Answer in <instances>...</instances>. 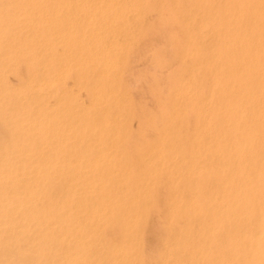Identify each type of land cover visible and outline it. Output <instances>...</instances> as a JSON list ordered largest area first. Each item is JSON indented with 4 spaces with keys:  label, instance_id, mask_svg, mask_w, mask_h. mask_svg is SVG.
Wrapping results in <instances>:
<instances>
[{
    "label": "bare ground",
    "instance_id": "6f19581e",
    "mask_svg": "<svg viewBox=\"0 0 264 264\" xmlns=\"http://www.w3.org/2000/svg\"><path fill=\"white\" fill-rule=\"evenodd\" d=\"M17 67L0 89V207L32 210L57 184L43 206L75 219L72 240L123 209V243L146 206L126 209L140 194L117 197L125 181L168 176L185 203L155 212L184 223L189 264H264V0H0V76ZM98 176L120 179L115 197Z\"/></svg>",
    "mask_w": 264,
    "mask_h": 264
},
{
    "label": "rangeland",
    "instance_id": "374dc122",
    "mask_svg": "<svg viewBox=\"0 0 264 264\" xmlns=\"http://www.w3.org/2000/svg\"><path fill=\"white\" fill-rule=\"evenodd\" d=\"M138 60L140 62V59H138ZM136 63L137 62L135 61L134 62V65ZM135 66L137 67V69L140 67V65L138 63ZM23 71H24V68L23 67H17L16 70H15V72H13V69L11 68V71H9L8 73H6L8 75V77H7L6 74L4 75V77L0 76V78H1L0 81L2 80V83H0V89L2 87H4V86H8V85L10 87L13 83H16V81H18L17 80L18 77L20 78L25 73V71L24 72ZM10 72H12V73H10ZM18 72L20 74H18ZM9 74H11V75H9ZM12 77L14 79L13 80L14 82L11 79ZM9 87H7V88H9ZM9 95H10L9 93H6V96H9ZM5 118H6V116H4L2 114V111H1V108H0V120H1L0 121V138H1L0 140H2V139L3 140L4 139L7 140V138H8V132H7V130L5 128H3V125L1 124V123H4L5 122V121L3 122V120ZM124 160H127V162L130 161L129 164L132 165V166H140L139 165L140 162L138 164V159H129V160L128 159H124ZM127 162L125 163V161H123V162H118L116 164H117L118 167H120V166H125L127 164ZM133 177H135V179H138V178H136V176H132L130 178L133 182L128 181L130 179H127L125 182L126 183L129 182L128 184L130 185V187H129V185L125 184V185H127V187L124 188L125 189L124 192H122V189H121V185L120 184H122V182L121 183L119 182L120 179H109V177H107V176H103L102 178H100L98 176V177L92 178L90 182L91 183H94L96 185H99V184L101 185L102 184L101 186L102 187L104 186V188H105V189H103L104 190L103 193L109 192V193L112 194V197H115V194H116L115 191H117V190L119 191L120 189L121 190L118 192L119 194L118 195L116 194L117 197H119V195L121 197L123 194L124 195H132V196H136V195L140 194V197H138L134 202L128 201L127 202V207H126V209H129V208L130 209L131 208L132 209H134V208L139 209L140 208V205L139 204H142V202H145L144 204L146 205V206H143L142 205L143 207H145V212L142 213V217L139 218V223H138L137 227L136 228L134 227L135 229H137V232H134V234H135L133 236V239L134 240H127L126 242H123L122 241L123 243H121V240H122L121 237L122 236H121L120 229L117 226V225H119V224H117V222H119L118 221L119 218L123 214H125V212H124L123 209H121V210H119L117 212L115 211L113 213V215H111L110 218L108 219L107 224H105V223L100 224L101 221L99 222L98 220L93 219L92 222L90 223V225L89 224L84 225V228L81 229L80 236H79V238H77L78 240H76V239H73L72 240V238H70L69 235L73 231V229H71V225H72V221H73L74 218L68 216L66 210L60 209L57 206H43L44 203L46 202V198H53L56 195L59 197V195H60V192H59L60 188H58L59 185L56 184V185H54L56 187V189L54 187H51L50 191H46V189L44 190V192L42 193V195H40L41 197L44 196V202H43V204L42 205L40 204L39 206L34 207L32 210H30V209L28 210V209L24 208L21 211L16 212V214H15L14 213L15 211H13L11 209L0 207V220H1V222H0V250H1L0 251V264H10V263L11 264H34V263L35 264H70V263H68V262H70L68 259H74V260H76V262H74V263L72 262L73 264H79V263H81V264H105L106 263L107 264L106 261H108L109 264H143L144 262H147V263H144V264H148V261L151 264H155V262H157L156 264H182V263L183 264L184 263H186V264L188 263L189 264V256L186 253V250L185 249H183L184 251L182 249L180 251H176L175 250L176 247H179L180 246L179 248H183L187 244L186 239L184 238L183 234H181V233H184V230H185V225H184L183 221H181L183 224H181L180 221H178V222H175V223H171L170 225H169L168 221H167V223H166V221H164V220H166L169 217L168 216L169 213L168 214L166 213V211H169L166 208V206H167L168 209H169V204H170L169 203L170 201H168L169 199H173V197H177L179 199H182V200H179V201H180V204L182 203V205H184L185 198L184 199L182 198V197H184V193L181 192V190H183V184L179 183L178 184L179 187H180V185H182L179 188L176 184L175 185L173 184L174 183L173 182L174 180H172V178H170L168 176H165V177L163 176L162 179H161V177L158 178L159 181L156 180V184L155 185L153 184L155 181H152L151 182V180H149V179H142V182L144 181V184L146 185L145 186L144 184H141L142 182L139 183L141 179H139L138 182H135V179ZM166 177H168V178H166ZM96 178H98V179H96ZM163 178H166L167 180L164 179V180H166L164 182ZM168 179H170L169 182H168ZM105 180H106V182H105ZM160 180L161 181L163 180V181L161 182ZM100 181H102V182H100ZM115 181H117V182H115ZM166 182H167V184H166ZM86 183H87V181H86ZM138 183H139L140 186L138 185ZM147 183L149 185H147ZM133 184L136 185V186H132L131 187V185H133ZM160 184H161V186H166V187H162V188H164V190L161 189V192L164 191L163 195H164L165 198L162 196V194L160 195V190H159L160 189L159 187H161ZM168 184L169 185L171 184V185L169 186ZM61 185H60V187H61ZM142 185L145 186V189L142 188V187H144ZM158 185H159V187L156 188V186H158ZM176 186H177V188H176ZM174 187H175V189H172ZM62 188H64V186H62L61 189ZM165 188H167V192L169 190V192L166 193V194H165V191H166ZM176 189H178V190H176ZM56 190H58L57 191L58 194L56 193ZM141 190H142V192H141ZM53 191L55 193H53ZM60 191H63V190H60ZM172 191L173 192L176 191V194H174V196H171L170 195ZM130 192H132V194ZM177 192H180V194H177ZM94 193H95L94 195L99 194L97 192V190H95ZM134 193H138V194H134ZM167 195L170 196V197H168ZM89 196H91V195H89ZM156 196L158 198L160 197L159 198L160 200L163 197L164 199L162 201H160V202H163V201L164 202L163 203H159V200H157V197ZM178 196H181V197H178ZM80 198L82 199V196L81 195H80ZM166 198H169V199H167L165 201ZM91 199L92 200L89 203H94L95 200H96V198H93V197H91ZM112 199H114V198H112ZM79 202L81 204H83V199L80 200ZM165 203H166V205H165ZM153 204H155V206H156V204H157V206H159V205L160 206L159 207H154ZM161 204H162V206H161ZM163 206L165 207L164 209L162 208ZM155 208H157L156 210H161V208H162L161 211L164 210L163 211L164 212L163 215H165V218L166 219L164 218V216H163V218H161L162 217L161 216L162 214H160L161 211H157L158 213L156 214ZM152 211H153V214H152ZM19 213H20V215H19ZM165 213L167 214V216H166ZM31 214H32V216H30ZM154 214L156 215L155 216L156 219H154L155 217L154 218H151V215L153 216ZM157 215L159 217H157ZM21 216H24V217H21ZM149 217L152 220L149 219ZM145 219L147 221H145ZM148 219L151 220L150 221L151 223L149 222ZM159 221H164V222L161 223V226H160V222ZM35 222H36V224H35ZM49 222H50V224H49ZM93 222H94V225H93ZM155 222H158V223H155ZM2 223H3V226H2ZM33 223H34V225H33ZM70 223H71V225H70ZM147 223H149L151 226L148 225ZM103 224H105V225H103ZM67 225H69V227H67ZM182 225H184V229H183ZM156 226H158V227L155 228ZM178 226H180L181 228L178 227ZM106 227H108V228H106ZM114 227H116L118 230L116 228H114ZM151 227H152V229H151ZM110 228H111V230H109ZM105 229L107 230V233L109 235L106 233V231L104 233V230ZM162 229H165V230L163 231ZM33 230H35V232ZM158 230L159 231L161 230V231L159 232ZM173 230H174V232H173ZM15 231H16V233H15ZM146 231H147V235L145 233ZM152 231H154V232H152ZM155 232H157V233H155ZM172 233H173V235H170ZM175 233L177 235H175ZM34 234H35V237H34ZM105 234H107L108 236H106ZM67 235H68L69 238L67 237ZM103 235L105 236V239H104ZM145 235H146V237H145ZM151 235H152V238H150ZM155 235H157L158 237L153 238ZM164 235H165V237L168 235L167 236L168 238L167 237L165 238ZM169 235H170V237H169ZM113 237H115V239ZM171 237L172 238H175V239H172V241L170 239V241H168L167 239H169ZM91 238H94V239H91ZM164 238H165V241L167 240L168 243L164 242V240H163ZM221 238L222 237L219 236L218 237V241H221L222 242V239ZM102 239H103V241H102ZM107 239H108V241H107ZM112 239H113V241H112L113 243L110 241ZM26 240H27V242H26ZM56 240H58V241H56ZM71 240H72V242H70ZM146 240H148V242ZM149 240H151V242ZM116 241L118 243L120 242L121 244H118ZM174 241H175V243H174ZM178 241H179V245H178ZM181 241H182V243H181ZM10 242L12 244H9ZM104 242H105V244H104ZM145 242L147 244H145ZM23 243H24V245H23ZM59 243H60V245H59ZM153 243H154V245H153ZM6 244H7V247L10 248L9 250L6 247ZM35 244H36V246H35ZM71 244H73L74 246L71 245ZM108 244L110 245V247H106L105 246V245L109 246ZM144 244H145L146 248H145ZM157 244H159V245H157ZM161 244H163V245L160 248ZM53 245L55 246L54 248H53ZM167 245H169V247L171 249ZM165 246H166V248H165ZM37 247H38V249H37ZM111 247H112V249L115 247V249L111 250ZM120 247H121V249H120ZM12 248H13V251L11 250ZM58 248H60V249H58ZM144 248L146 250H144ZM155 248H158V249L156 250ZM5 249H7V252L5 251ZM35 249H36V251H35ZM106 250L111 251V253L110 252H107ZM164 250H167V251H164ZM174 250H175V253L173 254L172 252H174ZM10 251H12V253ZM15 251H17V252H15ZM181 251H183V252H181ZM60 252L62 254H60ZM153 252H155V253H153ZM167 252H169L168 256H166L167 255ZM22 253L25 254L24 259H23V256L24 255ZM163 253L164 254L166 253V254L164 255ZM176 253L177 254L179 253V254L176 255ZM10 254H15V255H10ZM26 254H28V255H26ZM16 255H19V256L17 257ZM37 255H38V257H37ZM46 255H48V256H46ZM143 255H145L146 258ZM163 255L166 258L165 257L163 258L162 257ZM29 256H30V258H29ZM32 256H35L38 259H36L34 257L31 258ZM148 256H150V257H148ZM181 256H183L184 258L181 257ZM26 257H27V259H25ZM148 258H150V259L152 258L155 262H152L153 260L151 261L150 259L148 260ZM161 258H163V259H161ZM56 259L59 260V261H57ZM157 259H158V261H157ZM17 260H19V261H17ZM36 260H37V262H35ZM64 260H66V261H64ZM141 261H142V263H141ZM169 261H170V263H169Z\"/></svg>",
    "mask_w": 264,
    "mask_h": 264
}]
</instances>
